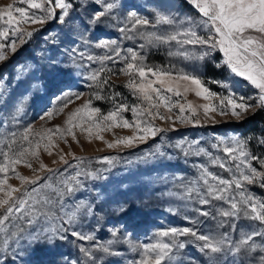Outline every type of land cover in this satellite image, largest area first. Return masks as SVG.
<instances>
[{
  "label": "rangeland",
  "instance_id": "obj_1",
  "mask_svg": "<svg viewBox=\"0 0 264 264\" xmlns=\"http://www.w3.org/2000/svg\"><path fill=\"white\" fill-rule=\"evenodd\" d=\"M73 2L77 6L64 23L51 19L42 25H24L33 32L29 43L24 45L28 37H22L25 42H17L16 52L7 47L4 50L7 59L0 61V152L8 151L6 145L12 141H15L17 149L21 145L28 147V142L21 139L27 129H32L29 140L35 147V143L40 141L36 133L57 126L65 129L68 115L88 101H91L90 107L99 108L101 114L115 110L120 103L130 108H146L147 103L126 86L130 77L120 72L127 63L123 57L130 56L128 49L143 58L146 68L168 71L173 76L181 72L197 74L212 92L227 94L225 89L212 83L227 79L237 97L243 96L247 100L256 95L257 90L248 81L217 66L222 65L223 60V54L218 51H213L203 60L193 61L169 53L185 48L199 51L200 46L181 47L176 42H149L148 33L159 35L172 31L171 26L154 25L157 13L175 18L176 27L180 30L185 27L182 21L200 22L198 12L188 0H117L119 7L115 18L98 26L88 22L93 12L99 10V4L94 0ZM9 4L23 6L20 0H0V7ZM59 11L57 9V14ZM131 12L148 18L153 24L137 25L133 29L128 16ZM121 27L126 31L121 32ZM197 32L204 34L200 29ZM10 38L16 39V36L12 34ZM110 41L116 44L110 48L97 47ZM4 42L7 44V41ZM112 48L119 49V57ZM89 56L93 59L89 60ZM106 56L112 59H103ZM93 74H97L96 80L91 79ZM133 78L139 83L135 73ZM149 79L154 77L149 74ZM105 80L107 83H103ZM181 92L180 97L172 93L163 94L170 97L172 104L176 101L185 105L191 102L197 111L193 114L185 107L183 115L189 118L188 122L181 123L176 118L180 115L177 107L169 111L161 106L159 112L171 119L150 121L146 114L140 119L145 124L150 121L165 131L131 147L121 145L109 148L107 142L138 134L134 128H113L101 133L103 140L95 135L89 140L87 133L76 127L73 128L75 139L66 134L63 139L59 134L53 135L48 151H45L44 145L49 141H40V147L36 149L38 157H27L32 167L24 163L15 167V172L37 179V183L22 185L11 170L7 174L8 183L21 191L35 187L37 191L32 193V198L47 195L54 201H60L53 210L65 220V213L76 211L78 207L79 211L73 225L65 224L69 227L67 239L53 245L41 242L29 246L24 238L17 243V236L12 234L23 228L24 232L20 235L24 237L31 228L26 223L27 217L20 213L14 215L10 222H6V232H0V264H90L89 258L80 251L81 247L93 251L95 264H134L140 260L144 244L155 243L157 239L169 241L171 237H159L158 233L171 228L190 227L213 235L228 233L233 241L260 229L262 226L258 221L220 216L221 208H229L226 202L213 200L210 205H201L197 192L189 194V189L204 190L200 180L204 168L225 179H230L234 173L239 175L234 168L237 162L226 156L221 141L230 143L238 139L246 142L250 153L264 158V143H261L264 141V109H250L239 118L231 114L221 116L218 112H210L206 116L200 106L218 105L219 95L206 100L192 91L184 93L183 87ZM48 113L52 116L49 117ZM120 116L130 122L136 119L131 111L122 112ZM196 120L198 124L194 122ZM89 123L84 116V127H88ZM200 149L203 151L197 155ZM61 156L67 163L60 159ZM105 157L114 159L109 162ZM214 158H219L226 167L213 163ZM2 160L0 156V162ZM249 163L258 171H264L259 161L249 160ZM41 164L47 167L41 170ZM47 168L57 171L50 173ZM241 171H247L246 166H242ZM262 184L264 181L259 179L251 185L245 182L246 195L264 201ZM66 186H71L73 190L69 192ZM232 191L239 198L240 190L233 188ZM60 192L63 194H58ZM20 195L21 192L14 194L16 197ZM31 203L30 199L29 206ZM196 209L207 210L210 215L201 216ZM72 230L93 239L73 237L70 234ZM5 239H8L7 245L4 244ZM176 239L186 241V246L179 251L174 249L171 264H208L192 237L179 236ZM255 240L257 245H264L260 237ZM101 245L110 247L114 254L99 251L98 246ZM261 256H264V250L258 247L248 255L224 256L220 264H264Z\"/></svg>",
  "mask_w": 264,
  "mask_h": 264
},
{
  "label": "snow or ice",
  "instance_id": "obj_2",
  "mask_svg": "<svg viewBox=\"0 0 264 264\" xmlns=\"http://www.w3.org/2000/svg\"><path fill=\"white\" fill-rule=\"evenodd\" d=\"M188 2L195 10H198L200 22L197 23L190 19L182 21L181 24L185 25V27L180 30V28L176 27L177 21L175 18L157 13L154 25H168L172 27V31L159 35L148 33L149 42L158 44L176 42L181 47L184 45L200 46L199 51L185 48L182 51L178 50L175 53H169L170 55H179L184 59L193 61L203 60L205 57L210 56L213 51H218L223 54V60L222 65L217 66H222L234 76L248 81L257 90L256 95L249 97L247 100L243 96L237 97L231 91V85L227 82V79L225 81H212V83L225 89L227 94L222 95L212 92L197 74L181 72L173 76L168 71L146 68L142 63L143 58L132 49H128L130 56L123 57L127 63L126 67L120 69V72L130 77L126 86L132 89L139 99L146 102L147 107L133 106L130 108L128 105L120 103L115 110L101 114V110L99 108H91V101H88L68 115L65 129L62 130L57 126L55 129H47L44 132L36 133L40 137V141L45 139L49 141L48 144L44 145L45 151L49 150L53 135L59 134L60 138L63 139L66 134L71 135L75 139L73 128L76 127L87 133L89 140L92 139L93 135L103 140L101 133L110 131L113 128H134L138 134L119 137L113 142H107L109 148L121 145L131 147L134 143L143 142L149 136L154 137L157 133L165 131V129L156 127L150 122L156 118L160 120L171 119V117H166L159 112L161 106L169 111L172 110V107H177L180 115L176 118L181 123H186L189 118L183 115L185 107L191 110L193 114L196 113L197 109L193 107L191 102H187L185 105L176 101L175 104H172L170 103V97L163 94L172 93L180 97L182 96L181 87H183L184 93L192 91L195 92L197 97H203L206 100L219 95L218 105L204 104L200 106L206 116L210 112H218L221 116L231 114L239 118L250 109L257 107L264 109V0H188ZM94 3L99 4L100 8L93 12L88 22L89 25L98 26L106 20L115 18L119 7L117 0H94ZM20 4L23 6L9 4L6 7H0V61L7 59L4 51L6 47L14 53L17 50V42H25L22 37H31L33 35V32L28 31L24 25H42L51 19H57L64 23L66 18L70 17L71 10L77 6L73 0H20ZM57 9L60 10L59 14H57ZM128 16L129 23L132 24L133 29L137 25L148 26L153 24V21L146 17H138L135 12L129 13ZM197 29L202 30L204 34H198ZM127 30L131 31L132 29ZM120 31L125 32L126 29L121 27ZM12 34L16 36V39L10 38ZM4 41H7V44ZM114 44H116L115 41L103 42L98 44L97 47L110 48ZM111 50L115 52L117 57L120 56L118 48H112ZM88 59L91 60L93 57L89 56ZM103 59H112V57L106 56ZM134 73L139 79V83L136 82V78H133ZM149 74L154 79H149ZM91 79L96 80L97 74H93ZM103 83H107V80L103 81ZM97 98L101 97L98 96ZM154 99L155 103H153ZM65 107H67V104H65ZM59 111L62 112L63 109ZM126 111H131L136 119L130 122L120 116V113ZM144 114L150 118L147 124L140 119ZM48 116L51 117L52 113H48ZM84 116H87L90 121L88 127H84ZM74 121L76 122L74 123ZM194 122L199 123L198 120ZM142 125L144 126L142 127ZM31 134L32 129H27L21 136L23 141L28 142V147L21 145L17 149L14 147L15 141H12L6 145L8 151L0 152V156L3 157L2 162H0V174H3V178H0V193L3 194L0 195V232H6V222H10L14 215L20 213L22 216L27 217L26 223L31 228V231L24 237L20 235L24 232L23 228H19L17 233H13L12 235L17 236V243L20 238H24L29 246L41 242L53 245L58 241L67 239L69 227H65V224L69 226L74 224L79 207L76 211L65 213L67 216V220H65L64 216H57L53 210L60 201H54L47 195L32 198V193L37 191L35 187L31 190L23 189L21 191L20 188L8 183L7 174L10 170L15 173L22 185H35L37 183V179H31L15 172L16 165L21 163H24L29 168L32 167V164L27 159L29 155L38 157L36 149H39L40 141H37L35 147H33V142L29 140ZM220 143L224 145L223 152L226 156L237 162L234 164V168L239 175L237 176L234 173L230 179H225L218 175H213L204 168L200 177L204 190L201 192L193 187L189 189V194L194 191L197 192L198 202L201 205H210L213 200L226 202L229 208H221L219 211L220 216L227 218L244 217L252 221H258L262 227L243 234L235 241L230 238L228 233L213 235L202 233L196 228H171L158 233L159 237H171L169 241L165 242L157 239L155 243L144 244L141 258L134 264H171L174 259V249L179 251L186 246V241H178L176 239L179 236L192 237L200 252L207 258L208 264H220L221 259L228 255H248L256 251L258 247L264 250V245H257L255 240L256 237L264 240V201L257 200L252 195H246L244 191L245 182L251 185L256 183L258 179L264 181V171H258L257 168L249 163V160H257L260 163V167L264 169V158L256 157L250 153L247 150L246 142L238 139L232 140L230 143L224 141ZM261 143H264V141H261ZM214 147H219V145H214ZM202 151L203 149H200L196 154L199 155ZM49 154H51L50 151ZM60 159L64 160V157L61 156ZM104 159L111 162L114 158L105 157ZM64 162L67 163L66 160ZM212 162L219 164L221 168L226 167L224 163L220 162L219 158H214ZM242 166H246L247 171H241ZM46 167V165L41 164V170ZM227 170L232 171L231 168ZM47 171L51 173L57 170L47 168ZM76 183L78 184L79 181H76ZM261 186L264 187V184ZM66 187L69 192L73 190L71 186ZM233 188L240 190L239 198L233 194ZM17 192H21L19 197L14 196ZM58 194L62 195L63 193L60 192ZM25 197H28V199H25ZM30 199L32 200L31 206H29ZM25 208L28 209L27 212H25ZM196 211L204 217L210 215L204 209H196ZM17 218L19 219L20 217ZM70 234L81 240L93 239L92 236H84L75 230H72ZM4 244H8V239L4 240ZM98 250L114 254L108 246H98ZM80 251L89 258L90 264H95L96 257L91 249L81 247ZM261 260L264 261V256H261Z\"/></svg>",
  "mask_w": 264,
  "mask_h": 264
},
{
  "label": "water",
  "instance_id": "obj_3",
  "mask_svg": "<svg viewBox=\"0 0 264 264\" xmlns=\"http://www.w3.org/2000/svg\"><path fill=\"white\" fill-rule=\"evenodd\" d=\"M196 11L198 12V10H196ZM31 37H32V36H31ZM31 37H28V38H27V40H26V42H25V44H24V45H27V44L29 43V41H30Z\"/></svg>",
  "mask_w": 264,
  "mask_h": 264
}]
</instances>
